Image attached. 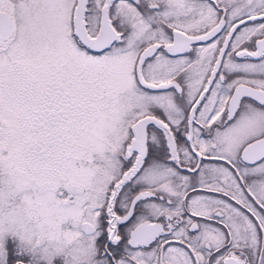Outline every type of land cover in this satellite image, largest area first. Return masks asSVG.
Segmentation results:
<instances>
[{
    "label": "snow or ice",
    "instance_id": "6c2138e0",
    "mask_svg": "<svg viewBox=\"0 0 264 264\" xmlns=\"http://www.w3.org/2000/svg\"><path fill=\"white\" fill-rule=\"evenodd\" d=\"M0 264H264V0H0Z\"/></svg>",
    "mask_w": 264,
    "mask_h": 264
}]
</instances>
